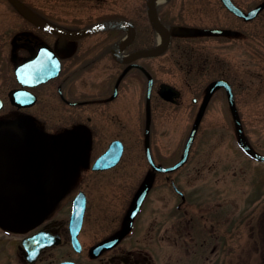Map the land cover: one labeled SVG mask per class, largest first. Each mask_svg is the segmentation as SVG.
Listing matches in <instances>:
<instances>
[{"label": "flooded vegetation", "instance_id": "obj_1", "mask_svg": "<svg viewBox=\"0 0 264 264\" xmlns=\"http://www.w3.org/2000/svg\"><path fill=\"white\" fill-rule=\"evenodd\" d=\"M21 1L66 33L102 27L77 37L52 32L10 0H0V264H264V4L246 19L212 0L197 21L188 23L182 13L172 17L179 10L168 6L172 0H153L168 31L165 48L121 62L118 57L161 40L148 0H133L129 8L126 0ZM231 1L243 13L264 3L245 7ZM173 26L193 29L177 33L170 31ZM128 36V44H119ZM222 36L240 37L246 44L245 116L237 86L215 71L218 57L211 44L220 43ZM194 37L200 38L198 53L185 43ZM51 57L58 65L55 73L31 82L54 72L40 71ZM34 60L39 67L25 68L18 77L16 68ZM150 60L187 71L197 65L204 77L215 73L191 97L194 119L179 148L164 153L150 135L152 101L178 105L184 92L170 83L177 95L161 97L159 84L166 81L157 83ZM101 68L112 71H94ZM218 78L228 81L232 100L223 85L213 86ZM143 81L142 116L137 115V83L140 88ZM217 92L227 103L226 114L218 118L230 124L233 146L195 147L199 125ZM144 120L143 150L138 148L144 170L137 163L126 170L121 163L125 135L130 123L136 124V134L137 121ZM195 123L184 160L169 168L182 158ZM146 140L154 165L147 159ZM109 148L120 150L115 162L96 163ZM125 172L133 182L129 195L117 185L128 178ZM145 182L150 186L137 208L136 194ZM155 187L161 192L146 211Z\"/></svg>", "mask_w": 264, "mask_h": 264}, {"label": "rangeland", "instance_id": "obj_2", "mask_svg": "<svg viewBox=\"0 0 264 264\" xmlns=\"http://www.w3.org/2000/svg\"><path fill=\"white\" fill-rule=\"evenodd\" d=\"M241 3L243 6L248 7L249 5L257 2L258 0H236ZM168 6H173L179 10L172 12V17L177 18L179 14H183V21L188 23L192 21H197L200 11L202 10L203 5L212 4V0H172L167 2ZM166 3V4H167ZM133 4V0H126V7L129 8ZM215 4V3H214ZM1 5V4H0ZM164 5V4H161ZM222 18H224L225 11L222 8ZM226 18V17H225ZM188 45H192V49L195 53H198V48L200 47V38H188L185 41ZM216 47L218 65L216 67V73L227 76L234 83L237 91V97L239 104L243 110L242 115H246L245 108L247 103V89L245 84L247 83V51L246 44L244 40L240 37H225L222 36L220 43L211 44ZM196 55V54H195ZM197 56V55H196ZM100 63V62H99ZM99 63L96 65V69L101 67ZM197 63V62H196ZM112 62H109V68L112 67ZM103 67V66H102ZM148 67L151 70L150 73L154 75L155 79L158 82L166 81L174 86L181 88L184 92V97L178 105L172 106L171 104L166 105L160 101H152L154 105L153 118L150 125V135L152 139L156 141L157 147L160 149L161 153L168 152L171 148H179L181 138L183 135H186L187 131L192 125V116L193 107L195 104L192 103L191 97L198 96V89L208 79L215 77L213 71H209L206 77L202 76L203 74L198 71V66L196 65L193 71H187V68H179L177 65L169 66L164 60H150L148 61ZM94 71H112L111 69L106 70H94ZM220 71V72H217ZM145 81L141 83V87H138L137 83V115L141 112V115H144V102L142 95L145 89ZM141 89V90H140ZM198 90V91H197ZM140 95V99L138 96ZM225 97L217 92V94L211 99L208 103V106L205 112V119H202L203 122L200 123L198 128V137L195 147H205L207 149H224L231 148L230 140V124L222 122L218 117L225 115L228 107L227 103L224 101ZM144 122L137 121V133L133 134L135 123L129 124V130L125 135L126 141V150L123 156L122 162L126 165V170H132L134 167H129L130 164L137 163L141 169V172L144 170V158H140L138 148L143 150V140L144 133L143 127ZM128 128V124H127ZM141 129V138L138 139V130ZM222 137H220V136ZM221 138V140H219ZM106 141V140H105ZM143 154V152H142ZM131 168V169H130ZM228 168V167H227ZM140 170H137V177L141 173ZM128 176V172H125ZM117 185L125 193L129 195L132 192L133 182L128 178L120 179L117 182ZM161 188H153L149 192L146 199V205L149 206L146 211H149L150 206L154 202L156 195L160 194ZM156 205V204H155Z\"/></svg>", "mask_w": 264, "mask_h": 264}, {"label": "water", "instance_id": "obj_3", "mask_svg": "<svg viewBox=\"0 0 264 264\" xmlns=\"http://www.w3.org/2000/svg\"><path fill=\"white\" fill-rule=\"evenodd\" d=\"M10 1L13 4H15L23 13L27 14L30 17V19L33 20L37 25H39L40 27H42V28H44L46 30L52 31V32L61 33V34H67V35L72 36V37H77V36H80L82 34L87 33L88 31L95 30V28H98V27L101 26V25H96V26L87 28L85 30H82V31H79V32H76V33H66L65 31H62L61 29H57V28H55L53 26H50L49 24H47L44 21H42L32 10H30L20 0H10ZM222 2L228 9H230L231 11L243 16L246 19L249 18L250 16H253L256 13V11L260 7H262L263 4H264L262 2L259 5H257L255 8H253L252 10H250L249 12L244 14L230 0H222ZM148 13H149L150 19L154 23L155 27H157V29L160 30L161 33H162L161 42L159 44L155 45V46L142 48V49L138 50L137 52L130 54L129 56L118 57L117 60H119L121 62H127V61L133 59L136 55L137 56L152 55V54H156V53L161 52L165 48V46L167 44V40H168V31H167L166 28H164L160 24V22H159V20H158V18L156 16L153 0H148ZM192 29H193L192 27L173 26L170 31L171 32H177V33H188L190 31H192ZM215 31L222 32L223 30L217 29ZM129 40H130V36L125 41H122L119 44H121L123 46L124 44H127L129 42ZM31 67L38 68L39 65H34L33 63H31V64L27 65V67L25 65H24V67L21 66L17 71H24L25 68L26 69H30ZM42 67H43V70H40V71H54V72L45 73L43 77L39 78V80H43V79L47 78L48 76H50L51 74H54L55 71L58 68L57 66H55L53 64V60L51 58L47 59ZM217 84H223L226 87L229 99L232 100V95H231V90H230L229 84L223 79L215 80L214 83H213V86H215ZM150 85H151V81H149V86ZM148 89H149V87H148ZM158 92L163 98L170 99V98H172V96H176L178 91L173 86H171L170 84L160 83V87L158 89ZM196 126H197V123H195V125H194V127H193V129L191 131V134H190L188 143L186 144L185 152L183 153L182 159L178 163H176L174 166H177L178 164H180L184 160L187 148L189 146L190 139L192 138V135L194 134V132L196 130ZM119 153H120V150L117 149L116 153H112V150L109 148L101 157H99L97 159L96 163H99V164H101L103 166L111 165V164H113L115 162V160L117 159ZM146 153H147L148 158L150 159V155H149V152H148L147 144H146ZM115 154H116V157H115ZM109 159H110V161H109ZM173 167H170V168H173ZM165 169L167 170L169 168H165ZM149 186H150V184L148 182H145V183H143L140 186V188H139V190H138V192L136 194V197H137V208L139 207L143 197L145 196L147 190L149 189Z\"/></svg>", "mask_w": 264, "mask_h": 264}, {"label": "bare ground", "instance_id": "obj_4", "mask_svg": "<svg viewBox=\"0 0 264 264\" xmlns=\"http://www.w3.org/2000/svg\"><path fill=\"white\" fill-rule=\"evenodd\" d=\"M161 39H162V36H161ZM160 42H161V40H160ZM160 42H158V44H159Z\"/></svg>", "mask_w": 264, "mask_h": 264}]
</instances>
